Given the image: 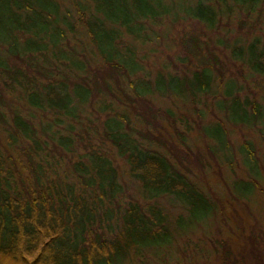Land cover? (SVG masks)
Returning a JSON list of instances; mask_svg holds the SVG:
<instances>
[{
  "label": "trees",
  "instance_id": "trees-1",
  "mask_svg": "<svg viewBox=\"0 0 264 264\" xmlns=\"http://www.w3.org/2000/svg\"><path fill=\"white\" fill-rule=\"evenodd\" d=\"M262 8L264 0H0V264H120L210 220L237 228L214 240V264H264V223L238 212L249 215L253 196L264 204V89L246 82L264 77V40L190 34L179 61L198 55L199 67L176 74L161 65L149 76L142 67L145 45L162 44L178 22L213 31ZM163 97L180 100L183 114L159 104ZM204 99L214 118L203 122ZM86 108L126 170L90 149L69 177L49 176L45 158L73 140L35 114L56 122ZM192 126L201 142L193 147ZM232 127L256 134L232 144ZM123 174L171 208L155 200L110 206Z\"/></svg>",
  "mask_w": 264,
  "mask_h": 264
},
{
  "label": "rangeland",
  "instance_id": "rangeland-1",
  "mask_svg": "<svg viewBox=\"0 0 264 264\" xmlns=\"http://www.w3.org/2000/svg\"><path fill=\"white\" fill-rule=\"evenodd\" d=\"M238 17L239 19H237ZM239 20H243L242 26H239ZM178 23L179 24L175 25L173 28H171V30H168L167 36L163 34L165 38H160L162 44H155V47H153L152 44L145 45V47L150 49L148 52H142L145 54L143 57L142 67L146 76H149V74L153 75L156 71L160 70L161 65H166V71L176 74H181L188 71L189 69L199 67L202 59L198 55L192 59L187 58L188 60L183 64H181L182 62L179 61V58L184 56L183 51L181 50L180 42L182 39H186L190 34H197L200 37H205L207 35L210 36L211 40H214L215 38H221L223 36L230 42L239 38L246 40L253 36H258L260 40H264V8L260 10L255 9V11L251 12L248 18L245 19H243L242 15L240 18V13L234 14L230 17L228 22L224 21L213 31L199 28L196 22L193 21H182ZM167 24L168 23H164V25ZM201 33H203V36ZM78 37L80 38V36ZM155 39L156 42L159 40L156 37ZM205 40L207 41L208 38H205ZM186 41V44L189 45L188 39H186ZM208 46L209 47L207 48V51L213 52L219 58L223 57V51H220L218 47L214 49L210 48V44ZM202 52L204 55V52L206 51L203 50ZM246 82L249 86L258 84L260 85V89H264V77L262 76L259 78L257 75L247 77ZM256 97H259L258 89H256ZM15 100L17 99L13 97L12 101L10 102V108L13 110L19 108ZM158 103L163 107L175 112L176 116H180L184 112L182 103L176 98L163 97L158 101ZM204 104L206 105V112L204 113L203 119L201 120L203 122L214 118V115L207 111L209 110L210 105L206 99L201 100L199 104L203 110ZM94 116L95 114L87 108L74 118L61 116V121L56 122L54 121L56 116L53 114H35L34 119H44L46 121L54 122V126L52 127L53 129L58 130V132L61 134L70 135L73 140L72 146L68 152L62 153L58 151H52L51 154L53 156H48L45 158L47 163H44L43 166L45 169H47L46 171H48L49 176L54 177L68 175L69 177L71 171L70 164L76 160L85 161L86 158L84 156L90 149H94L101 153L108 159L111 166L120 172L126 170L127 165L124 160L116 155L114 149L105 140L100 138L98 133V131H100V126L96 128L97 132L95 131L97 122L94 119ZM68 123L73 125L74 128L72 130L67 129L66 124ZM93 124H95V127ZM85 126L88 127L86 128V132H81ZM178 126L179 129L183 128L180 123H178ZM232 130L233 133L230 139L232 144L239 143L243 137L247 138V136H253L256 134V131L252 129L246 131L245 128L243 129L242 127L241 129L232 127ZM77 134H81L82 138L78 137ZM199 142L200 140L199 136L197 135L196 127L192 126L191 131L188 133L187 143L193 147L194 144L200 145L201 142ZM25 144L26 142H22V145ZM233 168L236 172H238L239 169L236 164L233 165ZM117 183L121 188L115 195L112 205L110 206L116 207V205H119L122 209L128 201L135 200L138 202L150 203L151 201L155 200L164 207L171 208V203H169L170 201L163 195L156 196L154 199L144 197L143 192L138 184L134 182V180L129 179L126 174H123L122 177H117ZM215 186L219 191H222V185L215 184ZM247 204L250 209L249 215L244 214V211L242 210H238L242 218L245 217L250 222L254 219H257L260 224H263L264 204L260 203L259 199H256L254 196L252 198L250 197ZM243 224L245 229L244 233H246V224L244 222ZM233 232H237V228L231 222H228L227 225L219 223L216 224L211 220L207 223H199L197 226L195 225L193 227V231L188 235L183 236L178 240L172 241L168 245H152L149 247H144L139 255L134 256V258L131 260H123V262L120 264H214L217 263L215 259V253L211 250L214 240L225 238L227 236L233 237Z\"/></svg>",
  "mask_w": 264,
  "mask_h": 264
}]
</instances>
